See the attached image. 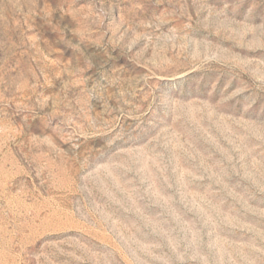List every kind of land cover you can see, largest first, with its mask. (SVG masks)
<instances>
[{
	"label": "rangeland",
	"instance_id": "rangeland-1",
	"mask_svg": "<svg viewBox=\"0 0 264 264\" xmlns=\"http://www.w3.org/2000/svg\"><path fill=\"white\" fill-rule=\"evenodd\" d=\"M0 264H264V0H0Z\"/></svg>",
	"mask_w": 264,
	"mask_h": 264
}]
</instances>
